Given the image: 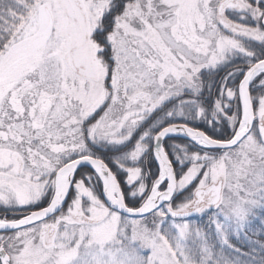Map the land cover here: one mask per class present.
I'll return each instance as SVG.
<instances>
[{
  "label": "snow or ice",
  "instance_id": "6c2138e0",
  "mask_svg": "<svg viewBox=\"0 0 264 264\" xmlns=\"http://www.w3.org/2000/svg\"><path fill=\"white\" fill-rule=\"evenodd\" d=\"M0 264H264V0H0Z\"/></svg>",
  "mask_w": 264,
  "mask_h": 264
}]
</instances>
